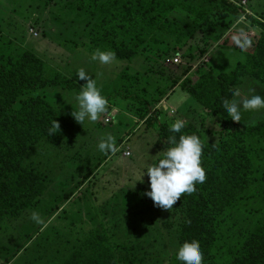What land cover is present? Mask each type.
I'll return each mask as SVG.
<instances>
[{"label": "rangeland", "instance_id": "obj_1", "mask_svg": "<svg viewBox=\"0 0 264 264\" xmlns=\"http://www.w3.org/2000/svg\"><path fill=\"white\" fill-rule=\"evenodd\" d=\"M86 1L0 0V42L7 39L14 48L33 53L74 85L73 89L43 88L33 95L47 99L72 129L62 145L41 140L32 147L29 164L45 173L47 190L20 216L0 225V264H59L97 229L116 242L140 248L136 256H130L131 264H172L180 246L177 224L183 214L175 210L177 202L170 209L155 206L144 196L147 175L140 179L145 161L162 155L156 148L159 124L180 118L194 124L206 141L217 142L219 128L213 116L188 91L202 83V77L218 76L245 61L246 52L236 49L232 39L240 30L249 39L261 32L251 19L219 13L201 1L212 14L200 27L184 11L176 10L171 17L179 35L186 38L183 43L173 36L164 40L166 44L143 46L130 62L116 59L104 65L90 60L93 51L101 48L92 31L94 20L80 7ZM243 7L264 21V0H246ZM175 55L182 60L178 66L167 63ZM81 67L96 77L104 96L122 91L127 98L110 99L95 122L85 120L82 125L70 115L77 109L75 95L85 83L75 74ZM237 89L241 95L233 99L264 97V83L252 77L242 78ZM133 92L153 105L156 120L149 123L148 117H138V105L130 99ZM180 94L186 99L176 106L174 99ZM262 120L264 109H257L243 112L236 123L251 127ZM105 133L115 136L117 152L96 150ZM248 208L253 213L251 222H264V204ZM33 211L42 218L41 224L31 219Z\"/></svg>", "mask_w": 264, "mask_h": 264}, {"label": "trees", "instance_id": "obj_2", "mask_svg": "<svg viewBox=\"0 0 264 264\" xmlns=\"http://www.w3.org/2000/svg\"><path fill=\"white\" fill-rule=\"evenodd\" d=\"M201 1L212 4L219 13L251 19L261 32L250 39L252 43L245 50V61L218 76L202 77L203 82H197L188 91L213 116L219 138L217 142L206 141L192 123L182 129V132L197 134L202 141L201 165L206 179L202 185H196L194 193L182 194L176 201L175 210L183 214L177 224L179 244L199 243L204 264H264V222H251L253 213L248 208L257 202L264 204V120L246 127L233 122L222 106L224 100L233 99L231 93L242 78L252 77L264 83V21L233 0H87L80 7L84 15L94 20L92 31L97 33L99 48L111 49L116 59L130 62L143 46L166 44L164 40L173 36L177 43H183L186 38L179 35L170 22L171 17L176 10L184 11L192 17V24L200 27L212 14ZM165 60L166 56L162 58ZM43 88L73 89L74 85L33 53L18 50L9 40L2 39L0 225L20 216L47 190L45 173L35 168L33 162L34 166L29 164L32 147L41 140L62 145L66 133L72 129L70 121L60 117L47 99L33 98L35 91ZM116 92L105 97L108 101L117 95L127 99L124 92ZM134 94L130 99L138 105V117H148L149 123L156 120L158 115L153 105ZM54 119L59 123V131L49 135ZM171 123L165 121L158 127L156 148L161 154L169 147ZM139 251V247L116 242L105 231L97 229L59 264H131L130 256H136ZM172 264L180 262L174 258Z\"/></svg>", "mask_w": 264, "mask_h": 264}, {"label": "clouds", "instance_id": "obj_3", "mask_svg": "<svg viewBox=\"0 0 264 264\" xmlns=\"http://www.w3.org/2000/svg\"><path fill=\"white\" fill-rule=\"evenodd\" d=\"M232 39L240 52H244L252 43L243 30ZM90 60L104 65L110 64L116 60V53L111 49H96ZM75 74L78 80H83L85 83L75 95L77 109L75 111L72 109L70 115L81 125L85 120L95 122L99 114L105 112L108 100L97 86L95 76L90 75L82 67L78 68ZM231 95L240 97L241 93L236 89ZM185 99L186 95L180 94L174 99V104L179 106ZM222 106L233 122H241L243 112L264 109V97L250 95L242 99L224 100ZM59 127V123L54 119L48 134L57 133ZM184 128L185 122L180 118L169 125L168 131L171 133L168 136L169 147L154 160L150 157L148 160L150 163L145 161V168L140 177L141 180L145 174L148 177V190L144 192V196L150 198L155 206L164 209L172 208L182 194L194 193L196 185H202L206 179L205 170L201 165L202 141L195 133L182 132ZM177 133H179L178 137ZM96 150L102 154L117 152L115 136L111 133L103 134L96 144ZM31 219L36 224L42 223V218L35 211L31 213ZM175 259L180 264H204V254L199 243L195 241L182 243L176 250Z\"/></svg>", "mask_w": 264, "mask_h": 264}, {"label": "built area", "instance_id": "obj_4", "mask_svg": "<svg viewBox=\"0 0 264 264\" xmlns=\"http://www.w3.org/2000/svg\"><path fill=\"white\" fill-rule=\"evenodd\" d=\"M246 4V0H243V1H241V2H238V6H243V5H245ZM245 8V7H244ZM246 9V8H245ZM167 63H169L170 65H180V63H182V60H181V58H180V56H175V57H172V58H170V59H168L167 60ZM107 122L109 121V120H106ZM126 155L127 156H130V153L129 152H126Z\"/></svg>", "mask_w": 264, "mask_h": 264}]
</instances>
